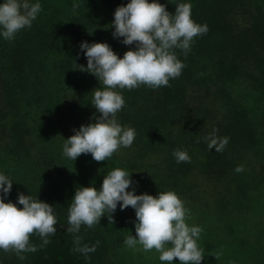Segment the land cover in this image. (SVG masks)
Listing matches in <instances>:
<instances>
[{"label":"trees","instance_id":"1","mask_svg":"<svg viewBox=\"0 0 264 264\" xmlns=\"http://www.w3.org/2000/svg\"><path fill=\"white\" fill-rule=\"evenodd\" d=\"M29 2L42 7L30 28L12 40L0 29V174L13 182L4 202L17 203L24 194L52 205L57 231L43 248L38 235L30 236L38 250L22 253L24 260L0 249V264H95L107 247L116 250L137 223L132 207L121 210L118 203L113 224L105 213L92 228L67 231L77 188L99 190L115 168L131 173L127 191H175L191 214L210 215L213 241L204 245L201 264H222L235 255L256 264L264 247V7L253 0H156L173 15L178 4L190 3L191 18L208 31L193 38L187 55L174 50L185 67L170 87L116 89L125 101L116 118L136 136L131 147L97 162L90 153L74 161L63 152L74 130L100 115L92 100L104 85L82 71L87 57L80 45L107 43L120 58L135 50V43L113 36L115 10L130 0ZM73 4L79 7L73 10ZM213 130L229 138L222 152L208 149ZM177 149L190 162L177 163ZM237 166L243 171L236 172ZM75 235L82 237L81 246L99 241L96 251L87 258L73 251ZM129 254L147 259L137 249Z\"/></svg>","mask_w":264,"mask_h":264},{"label":"clouds","instance_id":"2","mask_svg":"<svg viewBox=\"0 0 264 264\" xmlns=\"http://www.w3.org/2000/svg\"><path fill=\"white\" fill-rule=\"evenodd\" d=\"M73 4V10L78 8ZM190 3H181L175 14H170L164 4L152 0H130L126 6L115 10L112 26L114 38L123 37L125 45L136 44L135 50H128L120 58L107 43L83 42L80 47L87 57V68L104 85L103 90L96 89L92 105L100 115L95 122L82 125L75 134L66 139L64 155L76 160L81 154L90 153L97 162L108 160L121 146L131 147L136 132L131 127H124L117 120V113L124 107L123 96L116 89H134L141 85L157 89L170 87L169 80L178 78L185 65L177 58L175 49H181L185 55L190 50L193 38L206 34L208 26L197 24L191 18ZM42 11L39 3L29 0H4L0 4V29L6 40H12L32 22ZM217 130L206 137L208 149L215 148L222 152L229 142L228 137L219 138ZM173 156L177 163L190 162L186 151L175 150ZM236 172H242L243 166H237ZM131 173L122 168H115L105 175L102 187H78L68 210L69 233L78 234L82 225L92 228L100 223L102 216L108 214L111 224L112 213L117 209L132 207L137 223L136 236L129 235L124 243L135 248L142 246L145 252L155 249L159 260L172 264L178 258L180 264H201L204 249L198 244L203 229L189 226L190 210L184 206L175 191H160L158 196L149 194L136 195L135 189L127 191L133 185ZM12 181L0 174V249L14 251L20 260L26 257L22 253L36 252V245L30 243V236L38 235L47 246L48 237L57 231V218L53 206L30 195L19 194L18 204L5 203L12 189ZM82 237L75 235L76 247L87 258L95 252L99 241L89 247L81 246ZM171 245V246H169ZM218 259V256H216Z\"/></svg>","mask_w":264,"mask_h":264},{"label":"rangeland","instance_id":"3","mask_svg":"<svg viewBox=\"0 0 264 264\" xmlns=\"http://www.w3.org/2000/svg\"><path fill=\"white\" fill-rule=\"evenodd\" d=\"M250 1L252 2V0ZM253 1H255L258 5L264 7V0H253ZM209 216L210 215H207V214L193 213L191 214V218L186 221V223L189 226H199L203 229V231L200 234V239L198 241L199 246L203 249L206 243H210L213 241V237L211 235L212 231L210 230V225L208 224L210 222ZM263 223H264V219H263ZM248 224H251V223L248 222ZM256 225H258V228H259L260 223H257ZM236 226H237L236 221H232L230 225L231 230L235 229ZM215 227L217 228L218 224H215ZM254 228L255 227H253L252 230ZM134 230H135V227L131 231V234L132 236L135 237L136 231L134 232ZM222 235L223 233H219L218 231L214 230L215 238L217 237L221 238ZM124 241L122 244L119 243V245H117L116 250H114L112 247H107L105 249V253L103 257L98 259L97 263L95 262V264H166V262H162L159 260L160 253H158L155 249L145 252L142 250L141 245L137 244L135 248H130L124 243ZM260 243L264 244V239L260 240ZM133 249H137L143 252L147 256V259L146 258L143 259L138 255L130 256L129 252L130 250H133ZM258 252L259 254L257 256L259 257V259L256 260V264H264V247H260ZM218 257H220V255H218ZM248 258L249 257H247L246 259ZM172 263L180 264V261L178 260V258H174ZM222 264H251V261L245 260L243 263H241L240 257L235 255L234 259L229 260V261H224Z\"/></svg>","mask_w":264,"mask_h":264}]
</instances>
